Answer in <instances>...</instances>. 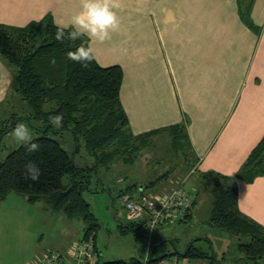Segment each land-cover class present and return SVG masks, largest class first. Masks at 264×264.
<instances>
[{
  "label": "crops",
  "instance_id": "1",
  "mask_svg": "<svg viewBox=\"0 0 264 264\" xmlns=\"http://www.w3.org/2000/svg\"><path fill=\"white\" fill-rule=\"evenodd\" d=\"M135 4L134 9H115L120 30L111 34V40L99 43L86 37L100 66L119 65L123 71L119 101L131 132L182 125L195 158L194 173L202 178L230 177L240 213L264 228V175L252 180L238 176L264 135V0H136ZM80 10V0H0V24L24 27L49 15L56 26L67 25ZM241 14L249 17L253 28ZM13 89V74L0 58V108ZM194 194L196 205L199 192ZM61 216L74 219L9 193L0 200V240L7 231L26 239L28 246L31 237L32 245L38 246L42 224ZM218 233L227 242L234 238ZM234 240L232 261L243 264L237 243L248 240ZM213 245L210 241L219 263L227 264L229 246L218 248V254ZM34 252L31 264L41 258ZM6 259L0 257V264H7Z\"/></svg>",
  "mask_w": 264,
  "mask_h": 264
},
{
  "label": "trees",
  "instance_id": "2",
  "mask_svg": "<svg viewBox=\"0 0 264 264\" xmlns=\"http://www.w3.org/2000/svg\"><path fill=\"white\" fill-rule=\"evenodd\" d=\"M241 18L250 28L254 27L247 15L241 14ZM57 28L49 15L24 27L0 24V58L12 72L14 80V96L0 108V143L23 121L39 135L32 139L39 145L38 151L27 153L21 144L0 162V200L9 193H15L30 204L41 202L69 218H80L86 225L83 238L92 236L94 240L98 223L83 197L85 192L91 191V172L107 168L116 159L132 164L146 148L147 141L162 133L169 134L172 150L176 154L183 153L184 147L191 150L182 125L138 135L131 133L119 101L123 80L121 67H103L94 60L88 68H83L80 63L69 60L68 52L75 51L81 44L88 47L87 38L60 43L55 39ZM53 59L55 65L51 63ZM15 100L20 104L17 112L9 109ZM57 114L63 116L60 128L54 127L49 120L50 116ZM65 130L71 132L76 143L80 139L83 141L85 149L94 158L92 166H77L73 157L51 137L62 135ZM185 158L188 159L187 156ZM29 161L35 162L41 170L36 182L25 179V164ZM169 172L141 188L131 184L118 196L134 195L140 189L149 191L165 180ZM258 175H264V135L249 154L238 176L252 180ZM214 176L208 224L229 237L248 240L237 243L238 252L247 264H264V228L240 213L233 180L218 174ZM190 216L188 214L185 221ZM119 226L122 233L133 236L137 256L130 261L103 264H142L146 243L144 223L128 221ZM156 247L152 245L150 250V264L169 257L168 254L156 256ZM175 254L188 260L221 264L211 250L204 251L195 243H191L184 253L175 251Z\"/></svg>",
  "mask_w": 264,
  "mask_h": 264
},
{
  "label": "rangeland",
  "instance_id": "3",
  "mask_svg": "<svg viewBox=\"0 0 264 264\" xmlns=\"http://www.w3.org/2000/svg\"><path fill=\"white\" fill-rule=\"evenodd\" d=\"M135 3L136 0H119L120 6L133 9L136 5ZM13 96L11 95V97ZM22 105L24 104L22 103ZM19 108L20 104L17 100L9 107L13 112ZM23 123L28 126L25 121ZM28 128L31 130L32 139L39 136L34 129L29 126ZM51 137L56 139L61 147L73 157L77 166L89 167L94 164V158L85 149L83 141L80 139L76 143L70 131L65 130L62 135L55 134L51 135ZM20 145L21 143L17 142L12 136V131L6 134L0 143V162ZM146 145V148L132 164H124L121 160L116 159L107 168H98L90 174L91 191L85 192L83 197L89 204L90 211L98 223V228L94 233V243L99 255V264L117 260L130 261L137 256V247L133 236L120 231L119 225H125L128 220L124 207L119 201L118 194L131 184H136L138 188H141L166 171H170L169 176L148 192L162 193L177 186L178 182H184L183 186L186 191L199 192V194L197 203L193 206L194 211L190 220L155 230L152 238L153 246H157L155 255L168 254V258L173 261L179 258L180 264H196L195 260L178 257L175 251L182 254L191 243H195L196 246L204 251H209L211 241L218 254V248L222 249L229 246L228 254L225 255V258H230V260H227V264H234V238L229 240V242L221 239L218 233L219 230L208 224L212 187L215 181L214 174L213 176L202 178L198 171L194 173V156L185 147L183 153L179 152L176 154L172 150L169 134L167 133L151 138ZM185 146L187 147V145ZM185 156H187V160ZM191 164L193 165L191 166ZM5 210L3 211L4 215ZM61 217L63 218L49 217L42 224L41 235L38 236L37 240L39 242L38 246L32 245L33 238L31 237V245L28 246L26 239L22 240L21 238L12 237L7 231L5 235L2 233L0 257L2 259L7 258V264H31L28 260L30 256H35V250L37 251V257L49 251L68 254L71 248L83 238L86 225L80 218L69 220L64 216ZM221 233L227 235L223 232ZM243 264L247 263L244 262Z\"/></svg>",
  "mask_w": 264,
  "mask_h": 264
},
{
  "label": "built area",
  "instance_id": "4",
  "mask_svg": "<svg viewBox=\"0 0 264 264\" xmlns=\"http://www.w3.org/2000/svg\"><path fill=\"white\" fill-rule=\"evenodd\" d=\"M178 182L168 191L151 193L140 189L134 195L123 194L119 197L126 212L128 221L144 223L146 243L142 264L149 263V254L152 249V238L156 229L183 223L191 213L195 194L189 193ZM99 255L95 248L92 236L80 239L69 251L63 254L58 251H49L33 264H99ZM157 264H178L177 260L161 258Z\"/></svg>",
  "mask_w": 264,
  "mask_h": 264
},
{
  "label": "clouds",
  "instance_id": "5",
  "mask_svg": "<svg viewBox=\"0 0 264 264\" xmlns=\"http://www.w3.org/2000/svg\"><path fill=\"white\" fill-rule=\"evenodd\" d=\"M120 7L119 0H80L81 10L72 16L70 24L58 26L55 35L56 41L63 43L65 40L76 41L82 37L99 43L111 40L112 33L120 30V19L115 9ZM71 28L69 31L68 29ZM67 58L88 68L96 59L91 47L81 44L75 51L67 53ZM55 65V60L51 61ZM50 122L56 128L62 127L63 116L55 115L49 117ZM15 140L24 145L27 153L39 150V145L32 142L31 130L24 123H19L12 130ZM41 170L35 162L29 161L25 164V179L34 182L39 180Z\"/></svg>",
  "mask_w": 264,
  "mask_h": 264
}]
</instances>
